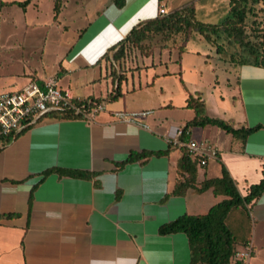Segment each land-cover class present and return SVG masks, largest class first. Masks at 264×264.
<instances>
[{
    "label": "crops",
    "instance_id": "obj_1",
    "mask_svg": "<svg viewBox=\"0 0 264 264\" xmlns=\"http://www.w3.org/2000/svg\"><path fill=\"white\" fill-rule=\"evenodd\" d=\"M168 1L124 0L119 8L112 0L97 8L93 20L56 60L57 68L62 69L54 80L58 87L81 100L98 98L104 105L112 104L89 118L35 121L0 149V264H189L186 236L180 233L160 236L158 227L193 209L188 202L189 194L210 193L213 204L208 210L224 197L214 195L211 189L203 193L188 189L182 196H169L163 202L174 188L176 163L182 154L179 148L169 149L168 139L174 137V128L182 129L193 119L194 112L191 110L193 116L184 124H176L172 119L167 122L165 113L173 109L171 103L153 104L139 96L147 95L146 90H154V83L162 82L170 73L182 80L184 70H188L187 55L201 52L189 51V40L180 55L177 44L178 54L173 60L178 64L177 72L166 69L162 74H151L149 80L138 79L130 88L125 80L121 85L122 97L117 101L107 99L113 85L102 59L133 26L158 17V3L167 6ZM7 7H1L0 12ZM32 9L34 5L29 3L24 11L21 9L22 14L26 16ZM200 56L208 61L211 58L210 54ZM229 66L232 68L226 70L225 81L232 88L229 82L234 78L240 110L235 118L231 116L235 111L221 115L215 101L212 118L229 121L234 128L256 125L263 128L249 135L243 147L213 126L188 129L186 140L206 141L218 152L205 166H197L196 187L205 180L220 178L223 164L244 196L250 185L262 179L264 168V68L251 63ZM76 77L81 84L73 90ZM30 81L42 82L44 78L20 77L0 83V92L19 91ZM19 82L16 88L2 90ZM94 85L98 87L96 95ZM80 87H84L82 96L75 94ZM159 90L163 91L160 86ZM157 107L161 111H156ZM117 110H151L152 114L143 119L148 129L115 122L111 112ZM194 130L200 132L196 134L198 138ZM220 131L227 137H221ZM142 152L167 154L151 155L121 168L116 165L130 153ZM50 168L85 171L94 176L79 179L52 173L43 177L42 173ZM248 210L253 230L257 224H264V193ZM12 214L17 216L8 217Z\"/></svg>",
    "mask_w": 264,
    "mask_h": 264
},
{
    "label": "rangeland",
    "instance_id": "obj_2",
    "mask_svg": "<svg viewBox=\"0 0 264 264\" xmlns=\"http://www.w3.org/2000/svg\"><path fill=\"white\" fill-rule=\"evenodd\" d=\"M53 1L32 0L30 5H34V10H29L26 16L17 6H9L0 12V83L11 82L20 77L32 80H39L40 77L44 80H56L58 74L62 72L61 67L57 68L56 60L64 54L66 46L75 41L80 30L93 20L97 8L110 4L112 0H61L59 18L57 17L55 21L53 20ZM187 4L193 5L195 18L204 24L217 25L228 16L229 0H169L167 6L158 3L157 12L160 6L170 8V10L167 9L170 13ZM261 9L262 5L256 7L253 14L246 20L247 35L252 42L258 41L264 34V10ZM190 36L188 50L201 52L200 55L210 54L209 61L206 57L188 54L185 60L188 70H184L182 81L177 74L170 73L172 75L164 76L162 82H159L160 80L155 82L154 90H146L148 94L140 95V99L151 100L153 104L160 103V105L171 103L175 108L167 110L165 115L168 117L167 122L172 119L176 124H184L193 116V112L185 108L188 94L200 95L205 103L208 117H214L213 104L216 101L221 115L235 111V115H231L235 118L236 112L240 110L238 99L235 97L238 94L235 92L236 88H233L234 78H231L229 82L232 88L225 81L228 77L227 71L232 68L229 65L236 66L242 62H251L253 57L239 48L226 44L222 52L218 54L219 57L215 54V49L198 34L191 33ZM185 38L183 33L173 35L169 39L162 34L151 33L143 42L142 49L126 46L122 59L114 64L110 59L105 61L109 72H114L111 77L115 75L123 77L124 81H127V87L130 88L132 83L137 84L138 79L141 82L149 80L151 74L159 75L166 69L177 72L178 64L173 62L178 54L176 45L183 44ZM172 47L175 49L170 50ZM144 65L145 68H142ZM76 79L78 81L75 85L73 84V87L71 86L73 90L81 84L79 78L76 77ZM73 80L75 77L72 78ZM19 84L21 83H17L15 87L4 86L2 90L16 88ZM159 86L163 91L159 90ZM93 87L96 95L98 87L95 85ZM83 90L84 87H80L75 94L82 96ZM109 104L112 103L107 102L105 106ZM155 109L161 111L159 107ZM198 132L194 130L193 134L196 135ZM219 133L221 137L226 136L221 131ZM221 137H219L220 140L223 139ZM221 143L223 142L220 141ZM210 195V193L202 196L189 194L188 202L193 209L190 208L188 214H205L210 204H213L211 203L212 195ZM191 203L196 205L191 206ZM250 214L249 210L245 213L240 208H233L226 218V224L233 232L238 245V247L235 246V250L239 249L246 240L250 243L253 241V254L247 264H264V224H257L253 230V218ZM254 231L255 234H253ZM234 257L231 264H234Z\"/></svg>",
    "mask_w": 264,
    "mask_h": 264
},
{
    "label": "trees",
    "instance_id": "obj_3",
    "mask_svg": "<svg viewBox=\"0 0 264 264\" xmlns=\"http://www.w3.org/2000/svg\"><path fill=\"white\" fill-rule=\"evenodd\" d=\"M31 1L32 0L3 2L0 0V8L16 5L24 11ZM158 1L161 3L162 0ZM114 4L121 8L124 5V0H114ZM259 5H262L261 10H264V0H229L228 16L217 25L199 22L195 18L193 5H184L164 16H158L155 19L141 22L133 26L124 39L106 51L102 59L105 61L110 59L112 64H114L123 58L126 46L130 45L142 49L143 42L151 33L162 34L166 39L176 34H185L186 38L183 44H180L178 48L179 54L181 55L184 52L186 43L191 37V33H196L202 37L207 44L214 47L217 54L222 52L225 44L231 45L253 57L251 62H242L241 64L251 63L255 66L264 68V34L261 35V39L252 42L246 31V20L248 16L253 14L254 9ZM60 9L61 0H54V21L57 20ZM111 75H114L113 71L110 73V76ZM123 82L124 78L119 75L112 77L113 87L107 97L109 101H117L122 97L121 85ZM90 100L97 103L101 102L98 98H92L83 100V103L88 105V101ZM185 108L192 110L194 112V117L183 126L182 134L179 137L180 142L187 141L186 133L190 128L213 126L223 131L225 134L230 135L235 143H239L240 146L243 147L249 135L263 128L261 125H256L251 128H234L229 121L208 117L206 115L205 103L199 94L195 96L188 94L185 100ZM80 118L81 116H75L72 110H67L51 112L37 121L43 119L73 120ZM22 132H24V130L20 133ZM11 139L12 138L4 139L0 149L7 145ZM168 146L169 149L178 148L172 145V143H168ZM179 149L182 150V154L176 163L177 177L174 188L169 195L164 197L163 202H165L169 196H182L188 189H194L198 193H203L211 189L214 195L223 196L224 199L213 205L205 214H183L170 222L160 225L157 232L160 236L178 233L184 234L189 246V264H231L235 254L236 240L233 232L226 224V218L233 208H240L247 213L248 207L264 193V168L262 170V179L259 183L250 185L244 196L238 191L236 182L232 179L223 164L221 166L220 178L205 180L199 187H196V173L197 166H199L198 161L188 157L184 148ZM165 154H167V152L130 153L127 159L116 165L121 168L126 164L137 162L151 155L162 156ZM52 173L79 179H86L94 176L93 173L63 168H50L43 172L42 176L46 177ZM32 193L33 190L30 194L29 206ZM14 216L17 215H8V217ZM248 243L249 241H246L244 245Z\"/></svg>",
    "mask_w": 264,
    "mask_h": 264
},
{
    "label": "built area",
    "instance_id": "obj_4",
    "mask_svg": "<svg viewBox=\"0 0 264 264\" xmlns=\"http://www.w3.org/2000/svg\"><path fill=\"white\" fill-rule=\"evenodd\" d=\"M158 16L168 14L165 6H160ZM72 110L75 116L89 118L95 113L106 110L104 104L75 98L67 89L58 87L54 80L42 82L30 81L16 92H0V147L6 138H13L22 130L30 127L41 117L55 111ZM152 114L151 110H117L111 115L115 122L132 124L144 129L148 126L143 119ZM173 138L168 143L178 148H184L191 159H196L198 165L203 167L210 159H215L217 150L210 143L202 140H188L180 142L182 129H173ZM253 254L251 243L245 244L235 250L234 264H247Z\"/></svg>",
    "mask_w": 264,
    "mask_h": 264
}]
</instances>
